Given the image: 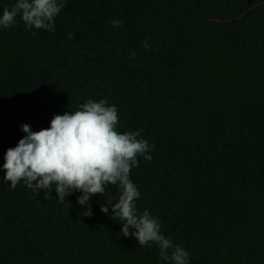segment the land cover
<instances>
[{
  "label": "trees",
  "instance_id": "obj_1",
  "mask_svg": "<svg viewBox=\"0 0 264 264\" xmlns=\"http://www.w3.org/2000/svg\"><path fill=\"white\" fill-rule=\"evenodd\" d=\"M13 2L0 0V14ZM66 2L54 31L19 17L0 26V264H165L100 211L116 185L90 198L89 217L78 191L60 202L54 188L4 180L22 124L39 131L101 98L118 131L154 145L130 175L138 212L159 217L190 264H264V0Z\"/></svg>",
  "mask_w": 264,
  "mask_h": 264
},
{
  "label": "clouds",
  "instance_id": "obj_2",
  "mask_svg": "<svg viewBox=\"0 0 264 264\" xmlns=\"http://www.w3.org/2000/svg\"><path fill=\"white\" fill-rule=\"evenodd\" d=\"M66 4V0H14L0 14V26H14L19 17L29 29L54 31L55 18ZM111 23L123 25L120 20ZM68 39L75 35L69 33ZM142 46L149 47L147 39ZM135 55L130 52L132 58ZM118 124L116 105L103 98L88 99L75 111L53 115L49 127L39 131L22 124L25 135L4 152V180L12 189L22 181L34 193L54 188L60 202L78 191L77 203L88 206L82 215L89 217L93 214L90 198L102 196L107 185H116L115 202L107 200L100 211L108 214L111 208V218L121 224L120 234H131L141 248L157 246L165 264H190L188 251L162 234L159 217L148 209L138 212L136 202L141 194L130 175L138 166V157L152 160L154 145L140 136V130L118 131Z\"/></svg>",
  "mask_w": 264,
  "mask_h": 264
},
{
  "label": "rangeland",
  "instance_id": "obj_3",
  "mask_svg": "<svg viewBox=\"0 0 264 264\" xmlns=\"http://www.w3.org/2000/svg\"><path fill=\"white\" fill-rule=\"evenodd\" d=\"M67 28L76 33H82L84 31V25L74 20L68 21Z\"/></svg>",
  "mask_w": 264,
  "mask_h": 264
}]
</instances>
